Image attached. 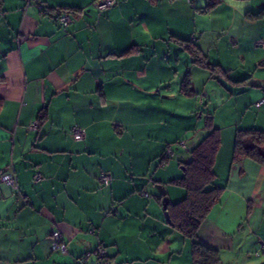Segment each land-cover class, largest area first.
Returning <instances> with one entry per match:
<instances>
[{
  "label": "crops",
  "instance_id": "crops-1",
  "mask_svg": "<svg viewBox=\"0 0 264 264\" xmlns=\"http://www.w3.org/2000/svg\"><path fill=\"white\" fill-rule=\"evenodd\" d=\"M94 2L0 0V173L11 171L20 190L0 180V264H78L98 245L109 264H192L191 241L166 221L156 185L168 190L181 176L172 156L161 162L166 146L191 130L183 141L193 147L205 132L195 111L206 86L242 115L223 130L226 102L211 114L221 127L213 171L223 190L197 237L217 249V264H264V165L233 156L237 130H264V102L254 106L264 99V0H220L209 11L227 4L250 30L228 32L235 61L217 60L223 87L199 64L179 66L182 56L189 64L185 44L204 54L206 29L190 16L196 22L207 0H117L102 11ZM60 8L74 9L66 27L54 19ZM75 125L82 140L71 135ZM55 229L65 254L50 248Z\"/></svg>",
  "mask_w": 264,
  "mask_h": 264
},
{
  "label": "trees",
  "instance_id": "trees-1",
  "mask_svg": "<svg viewBox=\"0 0 264 264\" xmlns=\"http://www.w3.org/2000/svg\"><path fill=\"white\" fill-rule=\"evenodd\" d=\"M219 2L220 0H207L204 10L214 8ZM60 9L68 10L70 13L74 11L68 8ZM185 46L194 57L193 61L196 64L208 67L198 47L190 44H185ZM218 70L217 72L225 75L226 71L221 68ZM186 81L187 79L183 81L182 88L185 92H190ZM199 100L201 103L204 101L203 95L199 96ZM43 113H45L44 110H41V114ZM207 117L205 132L195 140L193 147L187 141H176L179 143L178 150L189 157L185 161H180L183 169L181 176L169 181L170 184L183 188L185 192L184 197L179 201L168 202L167 209L171 224L191 241L192 264H217L219 262L217 249L205 245L197 237L202 221L223 190L222 187L217 186L216 175L213 171V162L220 144V129L214 126L210 112ZM180 142L184 143L183 146ZM174 154L176 153L172 149V144H168L161 155V162ZM233 156L234 158H252L264 165V130H237Z\"/></svg>",
  "mask_w": 264,
  "mask_h": 264
},
{
  "label": "rangeland",
  "instance_id": "rangeland-1",
  "mask_svg": "<svg viewBox=\"0 0 264 264\" xmlns=\"http://www.w3.org/2000/svg\"><path fill=\"white\" fill-rule=\"evenodd\" d=\"M231 1H233L234 3H240V2H259L261 0H231ZM191 3L194 4L195 0H191ZM192 6H195V4ZM203 6L204 4L201 6L199 5L196 6V8L198 7L197 9L196 8L194 9V11L198 13V16L196 17V22H195V18L190 16V23L197 24V27L206 29L205 39L203 40L202 43L204 54L203 52L202 53L200 52V54L202 56L204 55V61L208 63V67L206 68L207 70L205 71L208 74H211L216 81L218 80L217 81L218 86L223 87L225 83L223 80L220 79V75H221L220 72H217V70L221 68L219 65L216 64L217 60L223 63L222 65L223 67H227L233 61H235V57L230 52L231 50L229 49L226 42V37L229 38L228 32L230 31L233 33H237L238 31H240L242 34L246 35V33H248L250 30L248 27L246 26L243 27L242 25H240L238 21V17L236 16L235 13H232L233 11L230 10L227 4L224 3L220 4L221 6L220 10L217 11L216 9L214 12L211 13L209 11L213 10L214 8L210 10H204L202 8ZM203 13H206L205 17L200 16V14ZM219 30H222L221 35L219 33ZM199 33H200L199 31H196L195 34L199 35ZM262 43H264V41H262ZM187 53L189 54L188 56L189 64L184 65L186 61L185 56L181 57L179 64V66H181V68H185V70H188V66L196 65V63L193 61L194 57L188 51ZM205 89L207 95H203L204 104L201 105L200 108L195 111V117L199 114V112H202V116L200 117V120L202 122L201 126H203L206 122L205 115H208L209 112L212 114V112L217 108V105L219 104L223 105V103L226 102L225 104L226 117L222 119V122L224 124L222 126H225L223 130L227 128H231V125L229 124H232L236 120H238L242 115V113L241 112L236 113L233 104L231 102L227 103L225 95L219 94V92L210 91L209 86H206ZM200 95L201 94H199L198 97ZM214 126L219 128V126L215 124ZM220 132H221V127H220ZM190 134H191V130L189 131L188 136H185L183 137V139H178V140H187L190 137ZM171 144H172V149L176 154H174V156H172V158L169 161H172L174 165L173 170L176 173L181 174L183 169L181 168L180 160L177 159V154L179 151L178 150L179 143L175 141L174 143ZM168 187H169L168 190L165 187L166 196L168 197V200L173 201V200H180L182 198L180 197L179 199V197H177V192H175V191H179L177 189H181V188H178V186L177 187L173 186L172 184H169Z\"/></svg>",
  "mask_w": 264,
  "mask_h": 264
},
{
  "label": "built area",
  "instance_id": "built-area-1",
  "mask_svg": "<svg viewBox=\"0 0 264 264\" xmlns=\"http://www.w3.org/2000/svg\"><path fill=\"white\" fill-rule=\"evenodd\" d=\"M31 0H26V3L29 4ZM117 3V0H95L94 6L99 10L102 11L104 9H107ZM38 7L41 11H44V7L42 5L38 4ZM55 21L61 25L62 27H66L69 24L72 23V14L68 10H62L58 9L57 12L54 15ZM194 38L191 37L190 41H193ZM262 102H264V99H260L257 102L254 103V106L258 108ZM30 129H36L37 125L35 123L31 124L29 126ZM71 135L75 140H82L85 136V131L83 128L78 126H73L71 128ZM183 142H180V145L183 146ZM170 152V151H168ZM43 175L40 172H35L32 177L33 183H39L43 180ZM0 180L8 185L10 188H12L15 192H19V185L17 183L15 175L11 171H3L0 173ZM110 180V175L107 173H101L100 175V181L103 185H107ZM143 195L147 196L148 194L146 192H143ZM50 239V248L52 251H56L58 253L65 254L67 252L66 244L61 236V233L59 230L55 229L52 231L51 235L49 236ZM260 250L262 253H264V240L260 242ZM89 256H93V260L89 264H109L107 259V251L102 245H98L95 247L94 250L90 252H86L77 259H75V262L78 264H87L86 260L89 258Z\"/></svg>",
  "mask_w": 264,
  "mask_h": 264
},
{
  "label": "water",
  "instance_id": "water-1",
  "mask_svg": "<svg viewBox=\"0 0 264 264\" xmlns=\"http://www.w3.org/2000/svg\"><path fill=\"white\" fill-rule=\"evenodd\" d=\"M156 188L158 189V191L161 193V195L163 196L162 198V203H163V210H164V216L165 219L168 223L171 224L170 218H169V214H168V210H167V205H168V199L166 197V193H165V189L162 185H156Z\"/></svg>",
  "mask_w": 264,
  "mask_h": 264
}]
</instances>
